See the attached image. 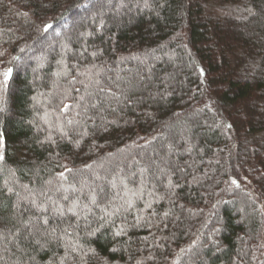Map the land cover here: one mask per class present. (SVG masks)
<instances>
[{
	"label": "trees",
	"instance_id": "obj_1",
	"mask_svg": "<svg viewBox=\"0 0 264 264\" xmlns=\"http://www.w3.org/2000/svg\"><path fill=\"white\" fill-rule=\"evenodd\" d=\"M1 65L0 264H264V0H0Z\"/></svg>",
	"mask_w": 264,
	"mask_h": 264
},
{
	"label": "rangeland",
	"instance_id": "obj_2",
	"mask_svg": "<svg viewBox=\"0 0 264 264\" xmlns=\"http://www.w3.org/2000/svg\"><path fill=\"white\" fill-rule=\"evenodd\" d=\"M94 6H96V5H93L91 8H89L87 10H84V12H83L84 14L83 15H86V16L84 18H82V19H79L77 21H74L71 24V28H69L66 32H58V31H55V32H51V33L47 34L46 35V38L40 41V43H39L40 46H38L37 48L33 49L29 53V55L27 56V59L20 60L21 63L18 62V66H20V70H22V71H24V70H27V71L30 70V71H32L31 70L32 67L31 66H30L31 68L29 67V63H31V62H34L33 64L36 63L37 65L43 64V67L45 65H48V58H47L46 54L48 52H50L51 54L53 53L54 46H55V44H54L55 41L61 40L64 35H68V33H70L72 31V29L76 25H84L85 22H87L89 19H91L92 17H95V15L93 14V11H91L94 8ZM62 34H64V35H62ZM68 45H70V44H68ZM7 71H8L7 66L3 67L1 65V67H0V80L4 76L3 74L5 72H7ZM22 71H20V72L22 73ZM1 72H2V74H1ZM114 120H117V118H115ZM176 150L177 151H180L179 148H177ZM79 163H80L79 165H82L80 161H79Z\"/></svg>",
	"mask_w": 264,
	"mask_h": 264
},
{
	"label": "snow or ice",
	"instance_id": "obj_3",
	"mask_svg": "<svg viewBox=\"0 0 264 264\" xmlns=\"http://www.w3.org/2000/svg\"><path fill=\"white\" fill-rule=\"evenodd\" d=\"M52 27V25H48L47 26V28H51ZM47 28L45 29V30H47ZM202 71V70H201ZM11 74H12V69H8V71L7 72H5L3 75H4V83H5V85L7 84V81H8V79L11 77ZM64 109L65 110H68V109H70L71 107H73L72 105H68V104H64ZM68 123H72V121L70 120V121H68ZM0 143H2V140H0ZM0 159H3V157L2 156H0ZM234 183H235V181H233ZM66 198V197H65ZM165 215H167V213H165ZM103 219V218H102ZM45 223H46V221H45ZM122 231H123V229L121 230V231H118L117 233H116V235H121V233H122Z\"/></svg>",
	"mask_w": 264,
	"mask_h": 264
}]
</instances>
